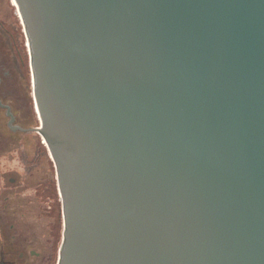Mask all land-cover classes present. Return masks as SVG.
Returning a JSON list of instances; mask_svg holds the SVG:
<instances>
[{
    "label": "water",
    "instance_id": "95a60500",
    "mask_svg": "<svg viewBox=\"0 0 264 264\" xmlns=\"http://www.w3.org/2000/svg\"><path fill=\"white\" fill-rule=\"evenodd\" d=\"M13 1L57 264H264V0Z\"/></svg>",
    "mask_w": 264,
    "mask_h": 264
},
{
    "label": "flooded vegetation",
    "instance_id": "af4514ba",
    "mask_svg": "<svg viewBox=\"0 0 264 264\" xmlns=\"http://www.w3.org/2000/svg\"><path fill=\"white\" fill-rule=\"evenodd\" d=\"M36 109L25 27L0 0V264H57L62 202Z\"/></svg>",
    "mask_w": 264,
    "mask_h": 264
}]
</instances>
